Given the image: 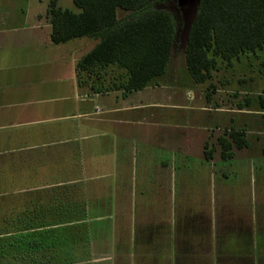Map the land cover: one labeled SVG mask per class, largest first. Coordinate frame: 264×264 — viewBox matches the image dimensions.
<instances>
[{"label":"crops","instance_id":"obj_1","mask_svg":"<svg viewBox=\"0 0 264 264\" xmlns=\"http://www.w3.org/2000/svg\"><path fill=\"white\" fill-rule=\"evenodd\" d=\"M38 1L43 4L42 0ZM22 2L19 8L0 6V264H133L135 246H92L87 242L103 238V232L108 229L113 237L123 240L130 235L133 237L135 232L131 230L129 234L116 226L115 221L101 224L109 220V211L90 212L92 207H103L100 203L85 204V213L81 216L72 214L78 179L67 181L72 186L70 192H61L60 188L68 186L64 185L66 182L37 180L42 176V169L34 170V160H38L40 168L49 150L59 156L62 150L57 146L79 143L101 134L95 133L97 125L104 128L101 136L105 140L112 137L120 143L131 136L128 128L138 125L164 126L168 131L184 129L185 132L192 126L194 132H199L211 123L205 124L203 120L197 123L201 124L197 128L194 120L190 121L191 114H205L191 98L195 83L192 80L182 89L185 98L181 103L140 98L145 93L154 98V89L167 84L166 77L175 78L169 68L174 60L175 45L165 72L142 89L125 90L122 86L125 73L116 66L77 72V62L97 40L81 37L85 40L72 46L68 43L80 38L53 43L47 13L50 0H44L43 8H31L33 0ZM57 4L63 7L60 0ZM186 39L187 35L178 56L184 61ZM115 69L121 71L118 76L112 74ZM239 111L248 112L245 108ZM176 114L181 115L180 119ZM244 131L248 146L242 149H248L251 146L247 137L249 131ZM76 149L79 151L81 147ZM169 151L183 152L181 146ZM32 152L36 156L30 155ZM261 153L264 156V152ZM238 156L234 151L228 161ZM7 203L9 210L3 211ZM3 223L10 225L3 229ZM23 223L26 225L22 227L15 225ZM161 224L158 221L153 227ZM105 226L108 229L103 231ZM142 235L140 232L137 237L143 239ZM150 235L153 242L143 239L138 248L162 258L159 264H191L190 259L197 255L203 264H264V231H188L183 234L187 239L183 253L175 242L176 231L154 229ZM6 238L10 240V258L8 263H3L1 254ZM194 239L202 241L196 244ZM230 240L235 241V249L228 254L226 248H230Z\"/></svg>","mask_w":264,"mask_h":264},{"label":"rangeland","instance_id":"obj_2","mask_svg":"<svg viewBox=\"0 0 264 264\" xmlns=\"http://www.w3.org/2000/svg\"><path fill=\"white\" fill-rule=\"evenodd\" d=\"M42 1L40 4L33 0L29 6L43 8ZM23 3L22 0H0V6L8 8H19ZM198 3L199 0L154 1L156 8L173 15L177 25L174 60L169 65L175 78L166 77L167 84L154 89V98L145 93L140 96L143 101L183 102L182 89L187 88L192 79L185 61L178 56ZM60 4L76 9L72 0H60ZM118 13L122 16L126 12L119 9ZM81 40L85 39L72 40L68 46ZM119 72L115 69L112 74L118 76ZM194 89L191 97L194 105L205 114H191L190 121L194 120L197 128L201 126L197 123L203 120L205 124L211 123L199 132H194L192 126L185 132L184 129L168 131L164 126L138 125L128 128L131 136L120 143L112 137L105 140L101 136L104 128L97 125L95 133L101 134L79 143L57 146L62 150L59 156L49 150L40 168L38 160H34V170L42 169V176L37 180L42 183L66 182L64 185L68 186L60 188L61 192H70L69 182L78 179L72 214L81 216L85 213V204L100 203L103 207H92L90 212L109 211V220L101 224L115 221L116 226L129 234L131 230L135 232L133 237L130 235L123 240L113 237L105 226L103 231L108 229L109 232H103V238L90 239L88 245L135 246L133 264H159L162 258L138 248L143 239L153 242L150 232L154 229L176 231L175 242L182 253L187 247L183 234L188 231H264V156L261 153L264 152V51L243 54L234 58L231 64L218 58L212 77L204 83H195ZM239 108L248 112L240 113ZM179 116L176 118L180 119ZM233 128L248 130L251 146L242 150L233 146L239 156L223 161L218 138ZM77 146L81 150L78 151ZM179 146L183 151L180 154L169 151L177 150ZM205 150H212L211 159L206 160ZM48 193L52 194V191ZM4 209L9 210L8 203ZM158 221L161 226L154 228ZM2 225L4 229L5 223ZM140 232L143 239L137 237ZM201 241L193 240L195 243ZM228 245L230 248H226V253L229 254L235 249V241H228ZM217 251H221L220 248ZM197 258L198 255L191 258V264H203Z\"/></svg>","mask_w":264,"mask_h":264},{"label":"trees","instance_id":"obj_3","mask_svg":"<svg viewBox=\"0 0 264 264\" xmlns=\"http://www.w3.org/2000/svg\"><path fill=\"white\" fill-rule=\"evenodd\" d=\"M154 1L72 0L76 9H69L51 0L47 12L51 41L97 40L77 62V72L116 66L125 73V90L142 89L165 72L176 38L173 15L156 8ZM119 9L126 13L120 16ZM258 51H264V0H199L185 45V64L194 83L212 77L218 58L231 64L234 58ZM218 143L224 160L233 158V146H248L246 132L234 128L220 136ZM204 155L211 159L212 150ZM9 225L5 224L6 229ZM9 247V238L3 239V263L9 262Z\"/></svg>","mask_w":264,"mask_h":264},{"label":"water","instance_id":"obj_4","mask_svg":"<svg viewBox=\"0 0 264 264\" xmlns=\"http://www.w3.org/2000/svg\"><path fill=\"white\" fill-rule=\"evenodd\" d=\"M190 26V25H189ZM189 29V28H188ZM188 33V32H187Z\"/></svg>","mask_w":264,"mask_h":264}]
</instances>
